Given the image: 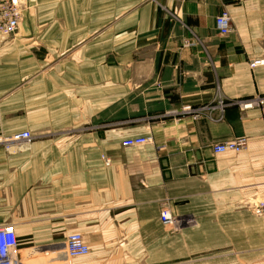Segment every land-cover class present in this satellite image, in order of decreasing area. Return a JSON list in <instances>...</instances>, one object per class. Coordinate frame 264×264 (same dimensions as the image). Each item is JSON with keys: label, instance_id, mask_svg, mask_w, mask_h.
Instances as JSON below:
<instances>
[{"label": "crops", "instance_id": "1", "mask_svg": "<svg viewBox=\"0 0 264 264\" xmlns=\"http://www.w3.org/2000/svg\"><path fill=\"white\" fill-rule=\"evenodd\" d=\"M22 2L18 31L0 37V226L18 262L260 250L264 110L233 102L264 97V0ZM136 138L150 141L123 146ZM239 138L243 152H212ZM164 209L180 226L161 223ZM72 234L86 256L68 254Z\"/></svg>", "mask_w": 264, "mask_h": 264}, {"label": "built area", "instance_id": "2", "mask_svg": "<svg viewBox=\"0 0 264 264\" xmlns=\"http://www.w3.org/2000/svg\"><path fill=\"white\" fill-rule=\"evenodd\" d=\"M240 2L241 0H236ZM23 2L22 0H0V37H10L15 34L22 22L23 18ZM216 29L219 35H228L231 31L230 17L226 11L215 19ZM255 66L254 64L252 65ZM218 104L224 106V101L218 99ZM233 104L241 110H251L255 108H261L264 110V97L257 96L247 100L234 101ZM189 110V107L186 108ZM204 109H199L194 113V118L197 119L201 116ZM31 136L29 133H21L14 137L6 139V141L29 139ZM149 139H131L123 143L124 147H137L143 146L149 143ZM247 148L246 138H239L226 143L214 144L212 146V152L214 154L223 153H241ZM106 165L109 164V160L103 158ZM160 221L165 226H180V223L171 216L168 209H164L160 214ZM18 240L15 236L12 226H0V264H21L18 259L15 258L13 252L18 249ZM67 252L71 257L78 258L86 256L89 252L88 248L83 241L82 237L78 234H72L67 237L66 240Z\"/></svg>", "mask_w": 264, "mask_h": 264}, {"label": "rangeland", "instance_id": "3", "mask_svg": "<svg viewBox=\"0 0 264 264\" xmlns=\"http://www.w3.org/2000/svg\"><path fill=\"white\" fill-rule=\"evenodd\" d=\"M258 217H264V209L254 211ZM240 251L229 247L227 249H213L205 257L200 255L182 258L174 264H264V235L261 237L260 250H253L244 243ZM173 264V263H172Z\"/></svg>", "mask_w": 264, "mask_h": 264}]
</instances>
